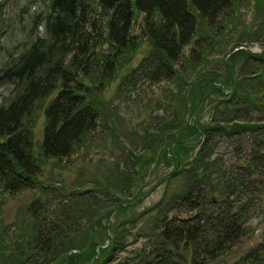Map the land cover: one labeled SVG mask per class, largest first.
<instances>
[{
  "label": "trees",
  "instance_id": "trees-1",
  "mask_svg": "<svg viewBox=\"0 0 264 264\" xmlns=\"http://www.w3.org/2000/svg\"><path fill=\"white\" fill-rule=\"evenodd\" d=\"M245 1L95 0V18L84 0H50L49 13L39 16L45 39L0 70V85L16 90L0 107V208L4 194L36 188L49 159L70 157L89 145L100 123L107 127L98 96L142 41L130 35L135 15L143 16L149 49L121 81L134 74L175 89H169V120L133 137L124 133L128 148L114 139L101 186L94 179L96 187L82 191L56 189L49 219L41 218L35 199L29 218L15 220L13 235L0 237V264H264V229L244 247L264 196V6L258 0L262 16L248 42L260 52L239 49V39L235 51L225 52L231 34H245L233 32L232 23ZM103 44L106 53L99 52ZM216 97L201 123L196 109ZM47 100L36 145L33 111ZM153 162L172 170L156 183H164L159 200L137 210L145 194L132 198L130 191Z\"/></svg>",
  "mask_w": 264,
  "mask_h": 264
},
{
  "label": "rangeland",
  "instance_id": "rangeland-1",
  "mask_svg": "<svg viewBox=\"0 0 264 264\" xmlns=\"http://www.w3.org/2000/svg\"><path fill=\"white\" fill-rule=\"evenodd\" d=\"M258 1L263 7L264 0ZM3 2L5 3L0 7V70L11 64L37 39H45L46 34L43 22L42 20L39 21V16L44 17L50 11V0H0V6ZM84 2L88 5L89 17L94 16L97 18V15L100 16L95 0H84ZM254 2L255 0L245 1L244 5L235 14L236 17L232 22L235 26L233 32L245 31V34L242 36L231 34V42L227 43L225 41V52H229V50L230 53L235 51L236 48L232 50L231 46H233V42H238L237 39L240 41L238 42L240 44L239 49L247 48L251 53L260 52L261 46L257 42L252 44L248 42L252 33L256 31L255 27L259 17L262 16L260 12L256 11ZM142 17V14L135 15L130 29V35L142 41L130 55L128 63L116 71L114 79L98 96V100L109 118L107 127L100 123L89 145L85 148H80L70 157L60 162L49 159L42 166L41 174L38 177L39 184L37 183L36 188L23 190L13 195L4 194V200L0 208V237L2 239L4 237L7 238L8 235H13L12 223L15 220L24 217L26 219L29 218L28 207L35 199H39L41 203V218L49 219V213L56 209V200L59 198L57 195L58 190L56 189L64 193H67L69 189L82 191L89 187H94L95 184L89 182L94 179L100 180L97 186H101L103 183H101V180L105 177L107 168L112 167L114 157L110 154V148L113 147L115 138L118 137L122 147L128 148V143L124 139L126 134L124 133H128L133 137L135 133L152 131V128L160 120H169L168 104L170 103L171 95L169 89H175L173 84L165 81L150 83L134 74L132 77L137 78L135 81H132V77L127 78L126 81H121V78L130 69H137L142 58L148 53V43L141 37ZM101 21L103 22L104 18H101ZM102 22H100L101 25ZM189 49L190 46H186L183 49L184 56L188 54ZM216 49L219 48L216 47ZM99 52H108L105 44L100 47ZM222 59L226 60L225 56ZM236 65H239L238 61ZM199 71V69H196V73ZM131 84L133 86H130ZM117 87L122 88L119 93L117 92ZM15 94L16 90L13 84L2 83L0 85V107L8 106ZM216 99L217 97L212 102H203L196 109V116L201 123L208 122L210 108ZM42 103H39V106H36L33 111L36 120L33 128V142L36 145L42 142L44 128L43 106L47 105L48 100ZM179 114L183 116L184 120L189 119L185 111ZM109 128L112 129V134ZM237 141L233 140V145H236ZM219 149L224 151L225 146L220 144ZM196 150L197 148H194L189 152L188 156L192 157ZM35 154L39 156V149L35 148ZM224 158L232 163L236 160L235 156L227 153ZM162 165L158 164V162H153L146 172L145 178L134 183L136 186L131 189L130 196L133 198L140 197L141 193L145 194L138 201L135 207L137 210L151 206L161 197L164 191V183H156L162 175L172 170L171 165L167 167H164L163 163ZM176 185L175 183L174 187ZM261 203L263 204L262 213H258L257 217L252 218L248 222L250 231L248 238L244 242V247L253 245L261 230L264 229V196H262ZM44 204L47 206L46 208H44Z\"/></svg>",
  "mask_w": 264,
  "mask_h": 264
},
{
  "label": "water",
  "instance_id": "water-1",
  "mask_svg": "<svg viewBox=\"0 0 264 264\" xmlns=\"http://www.w3.org/2000/svg\"><path fill=\"white\" fill-rule=\"evenodd\" d=\"M212 202H214V198H211Z\"/></svg>",
  "mask_w": 264,
  "mask_h": 264
}]
</instances>
